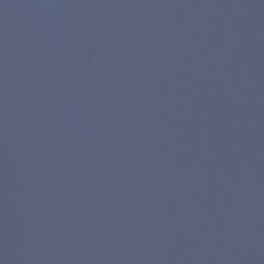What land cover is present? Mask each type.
Returning <instances> with one entry per match:
<instances>
[{
    "label": "water",
    "instance_id": "1",
    "mask_svg": "<svg viewBox=\"0 0 264 264\" xmlns=\"http://www.w3.org/2000/svg\"><path fill=\"white\" fill-rule=\"evenodd\" d=\"M0 264H264V0H0Z\"/></svg>",
    "mask_w": 264,
    "mask_h": 264
}]
</instances>
